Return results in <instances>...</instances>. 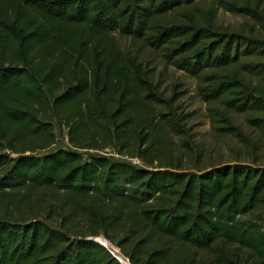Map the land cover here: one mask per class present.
<instances>
[{
  "label": "trees",
  "instance_id": "1",
  "mask_svg": "<svg viewBox=\"0 0 264 264\" xmlns=\"http://www.w3.org/2000/svg\"><path fill=\"white\" fill-rule=\"evenodd\" d=\"M198 1L0 0V264H122L95 239L118 221L107 219L106 202L134 206L127 215L144 236L194 249L238 245L245 252L231 264H264V165L195 172L166 155L168 134L184 131L166 110L174 99L111 40L119 32L163 48L176 67L205 74V100L264 127V35L177 18ZM218 114L220 129L235 133L230 116ZM54 120L71 147L50 149ZM111 145L146 166L78 149ZM125 254L133 264H175L163 248L145 251L142 238Z\"/></svg>",
  "mask_w": 264,
  "mask_h": 264
},
{
  "label": "rangeland",
  "instance_id": "2",
  "mask_svg": "<svg viewBox=\"0 0 264 264\" xmlns=\"http://www.w3.org/2000/svg\"><path fill=\"white\" fill-rule=\"evenodd\" d=\"M224 1L227 0L198 1L190 6L189 10L185 8L176 10L175 15L179 19H184L185 14L190 13L201 23H211L221 30H239L249 34L264 35V0H230L249 5L254 9L251 13L229 10L227 6H222ZM173 14L171 19L176 17ZM111 40L125 51L137 55L153 74L154 82L159 85L164 96L167 99L171 97L174 99L172 108L166 110L177 117L184 131L181 134L173 132L168 134L167 146L171 150L166 152V155L178 159L184 169L195 172L216 164L237 161L264 165V127L252 122L251 115L247 112L226 110L221 99L205 100L199 90L202 85H205V74L194 75L176 67L165 57L163 48L155 49L144 41L134 40L119 32L113 33ZM208 71L212 72V70ZM219 71L224 72V70ZM252 80L256 81L254 77ZM219 111H224L230 116L235 133L220 129L222 124L219 119L222 116L218 114ZM54 124L57 139L50 149L71 147L68 128L58 120H54ZM78 149L86 155L107 154L112 159H118L116 155L118 149L115 145L107 147L108 150L83 147ZM142 165L146 166L143 160ZM22 200V193H19L13 200L10 199V206ZM115 207H119V212ZM131 210H134L131 204L106 202L104 211L108 215L107 219H118V221L114 227L104 223L100 231V234L109 239V241L103 240L110 247L117 252L121 251L129 259V255L125 254L126 251L130 250L140 238L143 239L145 251L151 252L163 248L168 260L175 264H231L230 259H236V252L240 254L245 252L238 245H231L223 251L219 248L194 249L175 238L144 236L145 233L139 232L137 225L134 224L132 215H127ZM123 260L126 264L131 262L126 258Z\"/></svg>",
  "mask_w": 264,
  "mask_h": 264
},
{
  "label": "water",
  "instance_id": "3",
  "mask_svg": "<svg viewBox=\"0 0 264 264\" xmlns=\"http://www.w3.org/2000/svg\"><path fill=\"white\" fill-rule=\"evenodd\" d=\"M95 239L97 240V241H99L100 243H102L104 246H106L108 249H109V251L122 263V264H126L124 261H123V259L121 258L122 256H123V258H126V256L122 253V252H120V253H117L115 250H114V248H112V247H110L106 242H104L103 241V239L104 240H106V241H109V239H107L105 236H103L102 234L101 235H99V236H97V237H95ZM129 259V258H128ZM130 260V259H129ZM130 264H132L131 262H130Z\"/></svg>",
  "mask_w": 264,
  "mask_h": 264
},
{
  "label": "built area",
  "instance_id": "4",
  "mask_svg": "<svg viewBox=\"0 0 264 264\" xmlns=\"http://www.w3.org/2000/svg\"><path fill=\"white\" fill-rule=\"evenodd\" d=\"M116 155H117V158L119 159L128 160L135 165H142V160L138 156L131 157L129 155H120L119 153H117ZM126 259L129 260L127 256H126Z\"/></svg>",
  "mask_w": 264,
  "mask_h": 264
},
{
  "label": "bare ground",
  "instance_id": "5",
  "mask_svg": "<svg viewBox=\"0 0 264 264\" xmlns=\"http://www.w3.org/2000/svg\"><path fill=\"white\" fill-rule=\"evenodd\" d=\"M115 250V249H114ZM116 251V250H115ZM117 252V251H116ZM121 251L117 252V253H120ZM122 258V257H121ZM123 259V258H122ZM124 261V260H123ZM130 261V260H129Z\"/></svg>",
  "mask_w": 264,
  "mask_h": 264
}]
</instances>
